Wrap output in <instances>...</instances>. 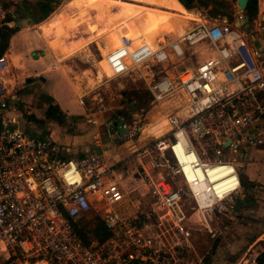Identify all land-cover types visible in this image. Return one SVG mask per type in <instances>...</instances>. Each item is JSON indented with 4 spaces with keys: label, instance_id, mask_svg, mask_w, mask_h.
I'll list each match as a JSON object with an SVG mask.
<instances>
[{
    "label": "built area",
    "instance_id": "built-area-1",
    "mask_svg": "<svg viewBox=\"0 0 264 264\" xmlns=\"http://www.w3.org/2000/svg\"><path fill=\"white\" fill-rule=\"evenodd\" d=\"M6 16L0 3V29L11 27ZM245 18L202 16L178 36L161 31L155 46L120 35L106 55L113 78L143 68L152 105L169 112L160 136L115 163L96 152L65 158L51 139L18 128L6 116L9 60L0 56V264H201L197 233L232 213L249 153L264 146V59ZM248 25L259 42L264 23ZM93 113L87 122L99 130ZM123 121L124 134L107 126L95 142H121ZM127 172L152 200L144 209L132 204ZM98 223L105 240L84 242L78 230Z\"/></svg>",
    "mask_w": 264,
    "mask_h": 264
},
{
    "label": "rangeland",
    "instance_id": "rangeland-1",
    "mask_svg": "<svg viewBox=\"0 0 264 264\" xmlns=\"http://www.w3.org/2000/svg\"><path fill=\"white\" fill-rule=\"evenodd\" d=\"M37 1L0 0L7 12L6 19L8 16H12L11 27H17L18 31H22V40L19 46L21 53H18V58L13 56L8 58L9 64L5 73L7 90L11 95L7 111L14 112L16 120L23 119L25 121L29 111L45 114L44 111H40L45 108L43 107L45 104L41 100L43 91L39 88L40 82L37 77L30 76L32 71H36L34 61L43 58L48 66V71H43L40 76L47 82V91L64 104L67 103L76 109H80L79 98L83 99V109L80 110L81 117H73V121L82 123L83 113L97 112L96 117L104 122L99 128L103 139L106 135L105 125L107 123L110 121L115 123L120 119L125 120L128 136L105 150L104 157L108 162L115 160L116 156H120L121 159L126 158L134 147H140L150 140L149 136L147 137V134L143 133V129L169 112V107L152 105L146 87L148 78L145 77L143 68L117 78L107 79L104 77L101 82H97L95 79L96 72L99 70L98 61L101 59L99 48H105L106 43L103 40L89 42L92 35L88 30L87 23L96 25L99 30L103 29L105 24L113 21L112 11L114 9L110 8L108 16L103 21H100L96 12L92 13L91 11L85 14L83 19L87 20L82 25L84 31L80 29L75 31V34H82L85 42L81 48L79 47L81 49L79 53L64 58L55 54L51 56L38 37V33L35 32L36 29L30 25ZM64 1L66 0H61V4ZM126 1L133 3L139 0ZM260 3L261 0H259L258 14L255 20L261 22L260 16L263 11L260 10ZM138 6L172 12L169 0H149ZM199 10H193V12L208 17L205 11ZM258 39L262 46V59H264V33L259 34ZM12 59L21 60L23 67H16ZM190 59L192 61L193 57ZM197 59L199 60L200 56H197ZM27 79H31V81L27 82ZM12 96H16L18 99L13 100ZM100 106L104 107L103 113L98 112ZM25 107H28L29 111ZM42 122L44 128L49 127L50 123H55L47 118ZM58 125L68 132V124L65 121ZM87 130L90 128L88 127ZM249 157L253 159L249 163L246 162L241 176H245L247 179L256 176V186L248 191L243 189L245 196L233 202L234 210L231 214L215 216L211 224L212 233L208 234L203 230L197 233L195 248L201 258V264H248L247 261L256 258L264 247V179H262L264 177V146L252 149ZM251 162H255V166H252ZM130 173H125L124 183L127 185L128 192L132 191L130 194L132 204L136 209H144L146 205L152 204V200L138 187L136 181L128 180ZM131 213L132 208H129L126 215H131ZM213 244H216V248L212 253Z\"/></svg>",
    "mask_w": 264,
    "mask_h": 264
},
{
    "label": "crops",
    "instance_id": "crops-1",
    "mask_svg": "<svg viewBox=\"0 0 264 264\" xmlns=\"http://www.w3.org/2000/svg\"><path fill=\"white\" fill-rule=\"evenodd\" d=\"M12 1H14V0H12ZM26 1H28V0H23V2H26ZM113 1L115 2L116 0H113ZM117 1L128 2L126 0H117ZM177 1L178 0H176L177 5L180 6L183 10L190 11V10L185 9L183 7V5L181 3H179V1L178 2ZM74 5L75 4H73V0H66L46 20H44L40 23H37V24H34L30 21V25H32V28L36 29L35 32L38 33V37L41 39L43 45L49 50V53L51 56L54 54L55 55H61L60 52L62 49H65L68 52L75 50V52L72 55H76L81 50L79 47H81V45H83V43L85 42V39L83 38L82 34H75L76 30L78 31L80 29L81 31H84V30H82L83 29L82 25H84V24L81 23L78 27H76L74 29L68 27L69 20L79 21L83 18V16H81V14L84 11V6H81V5L80 6H77V5L74 6ZM117 6L114 5L112 7L114 9L112 11V15H115L119 11V6L118 7ZM194 9H198V8H194ZM262 11H264V9H262ZM237 12L238 11L236 9V4L234 3L233 4V13H232L233 18L235 17V14ZM197 15H199V14H197ZM64 18H66L65 21H64ZM200 18H201V16H200ZM224 18L225 17H223L222 19H224ZM57 22H59V23H57ZM60 23H61V25H60ZM196 23L190 22V23H188L187 26H188V28H191ZM57 24L60 25V28L62 30L61 34H58V32H57ZM55 29H56V31H55ZM21 40H22V31H17L16 33H14L11 36V38L9 40L8 49L6 51L8 53V58H10V57L12 58V56L14 58L19 57L18 53H21L20 52L21 49L19 48ZM54 41L57 43V47H58L56 50H54L52 47H50L51 43ZM12 51H14V52H12ZM39 59H41V61H39ZM39 59L34 61V63H36L35 64L36 71H32L30 73V76L38 78V80L40 82L39 88L43 91L42 96H41V98H42L41 100H42V102H44L43 104H45V105H43V107H45V108H44V110H40V111H42V112L44 111V113L46 114V110L48 107V105H46V102H48V100H49L48 98H52V101H53L52 106H55V105L58 106L59 110L65 116V119H66L65 122L68 124V132H66L67 130L65 131V129H63L62 127H59L58 123L54 120L53 121L55 123H50V125L48 124L49 127L44 128L42 120L46 118V117L44 118L45 114L44 115H42V113L36 114L35 111L30 112L28 107H25L29 111L26 114L27 115L26 121L23 119H17L16 120V118H15L16 115L14 114V112L7 111L6 116L9 117L10 119H12L18 128L27 131L31 135H33L35 137H39V138L51 139V141H53L56 145H58V147L61 150V155L65 158H75V157L81 156L87 152H96V153L102 154L104 156L105 150L111 148L113 145L105 146L102 143L97 144L95 142V140L93 139V135L99 130H97L91 124H89L87 122L86 118H87L88 113L87 114L83 113V116H82L83 122L82 123L75 122L72 120L73 117H79V118L81 117L80 110L83 109V106H81L79 104V102H78V106L80 107V109L73 108V106L70 107L67 103L64 104L63 102H61V100L52 96V94L49 91H47L48 90L47 82L40 75L43 74V71L44 72L48 71V66L46 65L45 60L43 58H39ZM12 61L16 67H19V68L23 67L21 60L12 59ZM41 78H43L44 80H41ZM28 80L31 81V79H27V82H29ZM4 81H5V86L7 88L5 77H4ZM12 99L17 100L18 98L16 96H12ZM98 120L100 121L99 118H98ZM100 123L102 125L104 124V122H101V121H100ZM108 125H109V123H107L105 125V130H106ZM116 126H117V122L114 123V121H113V125H111L109 128H110V130H112V128H115ZM88 127L90 128V130H87ZM91 128H92V130H91ZM60 131H62V132H60ZM119 160H122L120 158V156H116V159L110 163H115ZM250 164L252 166H255V162L254 163L251 162ZM255 178H256V176H253V177H250L248 179L252 182H256ZM262 179H264V177ZM244 196L245 195L243 194V196L241 198H243Z\"/></svg>",
    "mask_w": 264,
    "mask_h": 264
},
{
    "label": "bare ground",
    "instance_id": "bare-ground-1",
    "mask_svg": "<svg viewBox=\"0 0 264 264\" xmlns=\"http://www.w3.org/2000/svg\"><path fill=\"white\" fill-rule=\"evenodd\" d=\"M115 2L113 0H73V4L77 6H84V11L81 14L83 18L85 14L92 11V13H97V17L100 21H103L108 16L110 8L114 5L119 6V11L114 15L113 21L109 23L106 22L107 24H105L103 29L99 30L96 25H90L87 23L89 27L88 30L92 35L89 42L103 40L104 43H106L105 48H99L101 52V59L98 61L99 70L97 69L98 72H96L97 75L95 77L97 82H101L104 77L107 79L113 78V74L106 61V55L118 45L120 35H126L127 37L132 38L136 44L146 43L151 46H155L156 38L159 36L161 31L165 32L167 35L170 34L172 36H178L184 32V27L187 26L188 23L199 22L201 20L200 16L193 11L183 10L177 5L176 0H169L172 12L138 6L130 2ZM260 9H264L261 3ZM173 11H175V13H173ZM83 18L79 21L69 20L68 27L74 29L81 23L83 24V22H86L87 20ZM65 19L66 18H64V21ZM60 25L57 24L58 34L62 33ZM50 47L54 50L58 48L55 41L51 43ZM74 52L75 50L68 52L65 49H62L60 56L68 58ZM166 125L167 122L165 115H163L153 123L148 124L143 129V133L147 134V136H160L162 132L166 130Z\"/></svg>",
    "mask_w": 264,
    "mask_h": 264
},
{
    "label": "trees",
    "instance_id": "trees-1",
    "mask_svg": "<svg viewBox=\"0 0 264 264\" xmlns=\"http://www.w3.org/2000/svg\"><path fill=\"white\" fill-rule=\"evenodd\" d=\"M149 0H139L133 2L134 4H144V2H148ZM179 3L183 5V7L187 10L193 11L197 10L194 8L201 9L205 11L207 16L211 19H219V18H227L228 21H232V13H233V4L236 0H178ZM61 4V0H38L36 3L35 12L31 18V22L34 24L40 23L46 20ZM259 8V0H248L246 10L244 15L249 18V22L252 23L258 14ZM192 9V10H191ZM12 16H8L7 21L11 22ZM18 31L17 27H3L0 29V56L3 55L9 45V40L11 36ZM47 102V110L45 117L47 119H51L56 121L58 124H62L66 119L62 112L59 110L58 106H52V98H48ZM241 184L242 188L245 191L249 189H253L256 186V182H252L248 180L245 176H241ZM78 233L81 239L88 243V234L95 235L99 242H102L106 238V233L103 230V227L98 223L96 228L93 230H88L86 228H81L78 230ZM216 248V244L212 246L213 250ZM233 261V259H232ZM255 264H264V247L257 254L255 258Z\"/></svg>",
    "mask_w": 264,
    "mask_h": 264
},
{
    "label": "water",
    "instance_id": "water-1",
    "mask_svg": "<svg viewBox=\"0 0 264 264\" xmlns=\"http://www.w3.org/2000/svg\"><path fill=\"white\" fill-rule=\"evenodd\" d=\"M247 1H248V0H236L235 4H236V6H237V8H238V12H239V13H244V12H245V10H246V6H247ZM261 4H262V6L264 7V0L261 1ZM260 18H261V22L264 23V11H263V13L261 14ZM248 22H249V18L246 17V18L244 19V21H240L239 24H240V26H242V27L245 28L246 33H247V35L250 37V39H251V41H252L254 47L257 48V49H259L260 51H262L261 46H260V44H259V42H258L256 36H254V35L251 33L250 29H249ZM235 25H237V24H235ZM41 80H44V79L41 78ZM28 81H29V80H28ZM123 124H124V121H123L122 119L118 120V122H117V126H116L115 128H112V130H113V129H116L120 134H124L125 131H124V129L122 128ZM111 125H113V121H110V122H109L108 128H109ZM112 130H111V132H112ZM243 203H244V201H243Z\"/></svg>",
    "mask_w": 264,
    "mask_h": 264
}]
</instances>
